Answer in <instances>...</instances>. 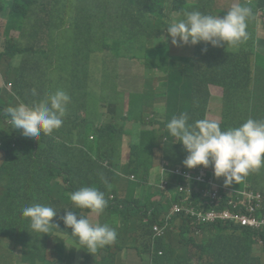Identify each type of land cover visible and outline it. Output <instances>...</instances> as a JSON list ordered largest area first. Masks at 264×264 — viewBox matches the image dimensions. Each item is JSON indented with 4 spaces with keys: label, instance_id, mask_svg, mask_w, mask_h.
<instances>
[{
    "label": "trees",
    "instance_id": "16d2710c",
    "mask_svg": "<svg viewBox=\"0 0 264 264\" xmlns=\"http://www.w3.org/2000/svg\"><path fill=\"white\" fill-rule=\"evenodd\" d=\"M5 1L0 0V15L7 18L14 16L17 23L21 20L20 14L26 17L32 15L30 38L25 45L9 46L0 52V68L5 55L11 60L21 55L16 76H13L12 62L3 73L5 82L13 81L14 92L9 93L0 87V95L5 93V97L0 96V150L5 152L0 163V211L9 209L11 224L15 221L13 230L21 254V261L15 264H64L67 246L56 237V233L62 230L71 233L72 230L64 224L61 219L64 214L56 209V205L67 202L68 194L54 189L51 181L55 174L72 171L78 174L82 183L95 184L108 165L116 163V154L110 151V145L125 126L127 115L120 104L123 95L113 103L102 98L97 116H89L85 111L87 104L82 100L86 98L70 90L66 91L71 100L61 128L51 135L41 133L39 137L32 138L25 137L21 129L14 130L10 115L5 114L6 109L21 102L32 104L43 99L52 92L51 85L62 86L59 80L66 68L69 69V79L85 75L92 69L94 54L105 50L106 40H114L118 49L123 47L135 55L139 52L146 58L150 71L157 69L163 73L158 87L153 89L148 82L147 88L136 93L135 97L139 104L148 107L142 119L160 122L170 139L174 137L166 124L173 116L187 113L189 124L207 118L212 97L210 86L223 89L222 117L219 121L222 129L240 123L249 115L264 117V38L257 35L256 21L257 14L264 13V0H239V4L247 3L253 13L247 26V32L250 29L252 35L244 43L214 47L200 42L184 48L172 47L166 42L165 29L167 31L171 24L169 20L158 18V11L178 20L184 18L185 12L193 10L215 15L216 0ZM108 4L112 5L109 11ZM10 26H13L12 21ZM43 38L47 41L38 43ZM157 79L155 76L152 80ZM33 88L36 89L35 96ZM78 96L82 102L79 109L73 108L74 99L78 101ZM85 118H92L93 121L85 123ZM91 135L96 138L97 148L105 150L102 154L100 151L94 155L85 153ZM55 138H59L64 145L79 142V153L70 151L69 147L61 149L59 143L54 142ZM175 148L181 153V160L186 158L188 153L181 142L176 140ZM205 170L210 186L218 187L221 193L230 190L236 193L238 185L235 182L225 186L224 178H216L211 166ZM38 180L47 183L44 185L47 198H44L43 192L33 200L23 196V188ZM188 182L187 176L183 175L180 183ZM241 182L242 179L237 183ZM193 194L195 199L203 198L207 202L206 207L215 205L210 204L209 195ZM148 195L145 193L143 198ZM20 200L25 201L18 202ZM142 201L132 197L127 229L140 237L146 236L147 243L128 244L125 239H120L115 251L105 253L102 264L109 260L113 264L116 261L117 264H125L121 261V253L126 249L139 247L140 254L135 256L140 259L157 250V239L153 237L156 230L151 224L164 222V210L168 211L171 202L148 201L144 204ZM226 202L227 198L224 199ZM35 203L57 211L53 222L58 227L52 225V233L48 236L33 235L30 219L22 215L25 204L30 206ZM190 208L198 210L195 203H191ZM190 218L191 215H187L181 218L179 224L174 221L169 229L165 228L166 237L171 239L161 244L163 254L160 264H264V232L258 234L247 227L221 222L190 226ZM3 220L0 215V225H3ZM113 225L119 231L125 228L119 217ZM173 240L187 251V256L179 255ZM76 243L79 244L78 240ZM1 248L9 250L7 238L0 230ZM83 259L80 264H91L87 257ZM156 261L159 262V258Z\"/></svg>",
    "mask_w": 264,
    "mask_h": 264
},
{
    "label": "clouds",
    "instance_id": "9594fccd",
    "mask_svg": "<svg viewBox=\"0 0 264 264\" xmlns=\"http://www.w3.org/2000/svg\"><path fill=\"white\" fill-rule=\"evenodd\" d=\"M110 9H112V5L108 4L107 11ZM258 14L256 17H258ZM252 15V8L247 3L233 4L223 17L205 14L198 10L187 11L183 19L172 23L167 28V33L171 37V43L176 46L195 45L200 42L210 43L214 47L223 45L237 46L247 41L252 35L250 29L247 32L248 20ZM261 17L264 20L263 12ZM256 21L257 35L260 38H264L259 35V19ZM106 42L107 46L103 52L105 53L107 49L111 48L113 56L116 59H120L121 57H143L139 52H136L135 55V53L123 47L118 49L114 40H106ZM91 70L87 71L85 75H77L69 79L67 77L69 69L66 68L62 74L63 78L59 81L62 86L67 87L71 91L78 92L79 88L84 90ZM102 74L103 78L100 82L102 98L108 103H113L124 94L118 86V67L110 66L106 58H104ZM113 74L116 76H111ZM9 86L12 85L10 84ZM66 91L65 89H56L47 93L43 99L32 104L21 102L16 106L7 108L5 114L7 116L10 115V122L14 130L21 129L25 137L37 138L41 133L51 135L55 130L60 129L64 122L63 117L66 114L67 105L71 100L70 95ZM140 92L142 91L132 90L129 93ZM32 94L34 96L37 94L35 88L32 89ZM132 99H135L139 104L135 94ZM145 122L150 123L149 118H146ZM166 128L170 135L174 137L171 140L173 142L176 140L181 142L188 154L180 162L181 167L179 168L178 179L167 184H161L160 191L156 193V195H160V198L151 200V196L155 194L152 192L147 201H142L144 204L148 201L166 204L169 200L171 204L167 211L168 214L177 216L179 219L186 217L184 213L173 212L176 204L183 205L186 203L185 198L187 195L179 190V186H187V184L193 182L191 172H197L199 169L204 170L211 166L216 178H224L225 186L231 185L234 182L237 183L242 179V182L239 184L240 189H237L235 194L232 192L234 194L232 197L251 198L256 207L255 215L259 219H264V117L249 115L240 123L224 130L221 128L219 121L207 118L189 124L187 113H182L179 116H173L167 122ZM162 134L165 135L163 127ZM151 147L152 144L147 142L144 149H150ZM110 151L112 150L110 149ZM108 167L101 174L103 180H108L109 174L112 172L111 168ZM183 175H186L189 179L187 184L180 183ZM249 181H251V184H249ZM51 185L54 189L63 190L68 194V201L60 206L55 204L57 206L55 207L64 214L61 219L68 228H71V235L75 242L78 240L79 248H84L93 253L88 255V253L80 249L78 263L83 262V258H86L88 255V262L99 264L96 258H100V256L94 253L99 248L112 243L117 246L120 241V239H117V236L121 231L115 225L110 226L108 223L101 224L97 220L99 217H107L109 214L107 210H111L116 202H118L117 211L114 214L121 220L127 219L132 207L130 193L124 195L115 188H110L103 184H88L89 186H84L86 184L82 183L76 173L72 171L55 174ZM208 186L209 188H213L209 183ZM228 192L221 193L219 189V193L224 194L223 197L224 199L227 198V200L232 198L228 195ZM193 193L197 194L195 191ZM114 194H117V197ZM190 199L203 201L205 206L207 204L203 198L195 199L192 196ZM196 201H194L195 204L201 205V202ZM142 202H140V206ZM210 204L214 203L210 201ZM221 207H223L222 204L220 205ZM208 208L206 207V209ZM186 211L195 215L192 209H187ZM22 215L30 219V228L33 235L48 236L52 233L50 230L52 225L58 227L53 222V217L57 215V211L53 207L35 203L24 207ZM173 222L174 220L168 221V228L172 226ZM251 230L256 233L258 232V234L264 232V223L259 227H253ZM66 233L64 230L56 233V237H59L65 245L66 241L63 235H66ZM109 250L111 249H104L105 253ZM73 254L75 253L70 252L67 247L66 255L69 259L73 258ZM75 262L76 260L73 258V264Z\"/></svg>",
    "mask_w": 264,
    "mask_h": 264
},
{
    "label": "rangeland",
    "instance_id": "374dc122",
    "mask_svg": "<svg viewBox=\"0 0 264 264\" xmlns=\"http://www.w3.org/2000/svg\"><path fill=\"white\" fill-rule=\"evenodd\" d=\"M9 0H6L5 3H8ZM239 3L238 0H216V6H215V15L223 17L226 15L228 9L233 5ZM9 5V4H8ZM10 6V5H9ZM21 15V20L19 23H17L16 18L13 17H4L0 15V52L5 51L9 46L16 45L18 47L24 46L27 40L30 38V24L32 21V15L29 16H23ZM262 11L258 14L259 24H258V30L259 35L264 37V20L261 17ZM158 18L162 20H169L170 24L178 21V19L173 18V16H168L166 14H161L158 11ZM10 21H12L13 26H10ZM166 34V42L171 43V37L167 33L165 29L164 37ZM46 38H43L38 43H44L46 42ZM172 47H175L176 45H173L171 43ZM186 46H192V44L189 45H180L177 46L179 48H184ZM261 50H263V47L261 46ZM104 58H106L108 64L110 66H117L119 70V79H118V86L119 89L124 92L123 98L121 101L122 109L125 113L129 112L130 108V102L132 101L133 95L136 93H129L132 90H139L144 91L147 88V83L150 82V85L153 89L155 87H158L160 85V79L163 76L162 72H158L157 69L154 71H150L147 60L145 57H137V58H128V57H121L120 59H116L113 56V50L111 48L107 49L106 52L102 53H95L92 60H91V66L92 70L91 73L87 79L86 86L83 89H78L77 94L83 95L86 99L82 98V100H85V103L87 104L86 112L89 114V116H97V109L98 107L103 103L102 95H101V85L100 82L103 78L102 74V66L104 64ZM159 59V58H158ZM12 62L13 65V76H16L17 69L21 62V55L15 57L14 59H10L7 55L3 57L1 68H0V87L3 90H6L9 93L14 92V84L13 81L5 82L4 79V70L9 67V63ZM116 76V75H111ZM155 76L158 77L157 80H152ZM12 86H9V85ZM56 89H65L67 91H70L65 86L56 85L55 83L51 85L50 91H55ZM211 91V99H210V111L208 112L207 119L210 120H221V108H222V96H223V89L218 86H210ZM1 97H5V93H1ZM81 98L78 96V101H75L73 103V108L76 107L79 109L82 105V102L79 101ZM169 117V116H168ZM74 147L80 148L81 144L75 145ZM5 156V152L3 150H0V163L3 161ZM61 180V177H60ZM47 184L44 180H38L33 181L28 184L27 187L23 188L22 194L23 196H27V198L37 199V197L42 195V192L45 194L44 198L46 197V191L44 189V185ZM238 185L237 189H240V185ZM249 184H251V181H249ZM17 187L19 184L16 185ZM152 190H154L152 188ZM142 194V188H139L136 192V197L139 198ZM117 197V194H114ZM41 199V200H44ZM25 200H20L18 202H22ZM117 204L116 202L114 206H112L111 210H107V217H99L97 222L98 223H108L110 226H113L117 216L114 214L117 211ZM26 206V204L23 206V208ZM22 212V211H21ZM165 212V220L163 223H152L151 227L152 229H155V235H153L154 239H157V250L155 253H150L145 256L144 259H140L139 257L135 256L134 254H140V248L137 247L134 250L126 249L121 253V261H123L125 264H160L161 258H162V247L161 244L163 242L170 241L171 238L166 237L165 228H168L167 222L170 220H174L177 224L181 222L182 219H179L177 216L169 215L166 210ZM0 215L3 216V225H0V230L4 233L5 237L7 238V244L9 247V250H5L4 248L0 249V264H15L17 261H21V254L19 249L16 246L17 239L14 234V226L15 221L11 224V218L12 214L11 211L7 208H3V210L0 211ZM95 222V223H97ZM125 224V228L118 233L117 239H123L126 240L128 244L132 243H147V237H140L135 232H131L127 229V219L123 220ZM146 224V223H145ZM188 224L190 226H196V223L193 219L188 220ZM11 225V226H10ZM169 229V228H168ZM66 241V245L69 248L70 252H73L75 254L72 255V257L76 260L74 264H80L78 263V253L79 250L82 249L84 252L89 254H93L89 251H87L84 248H79L78 244L75 242L73 236L70 232H67L66 235H63ZM172 244L177 249L179 255L181 257L187 256V251L185 249H182L179 247L178 243L173 240ZM104 249H111V251L116 250V246L114 243L107 245L103 248H99L94 254H98L100 258H96L101 264L102 261L105 259V251ZM107 253V252H106ZM87 255V258H88ZM73 258L69 259L67 255L64 256L63 261L64 264H73ZM159 258V262L156 260ZM104 264H113L112 260H109L105 262Z\"/></svg>",
    "mask_w": 264,
    "mask_h": 264
},
{
    "label": "crops",
    "instance_id": "0c3cea01",
    "mask_svg": "<svg viewBox=\"0 0 264 264\" xmlns=\"http://www.w3.org/2000/svg\"><path fill=\"white\" fill-rule=\"evenodd\" d=\"M147 109L146 105H140L135 99H132L129 112L126 113L127 122L121 133L110 145V149L116 154V163L109 165L112 171L109 174V179L103 180L100 175L95 183L115 188L124 195L130 193L131 197L139 201H147L152 192L155 194L151 196V200L160 198V195H156L160 191V185L177 180L179 168L181 167V153L176 150L175 142L168 138L166 134H162L160 122L147 123L142 119ZM119 110L117 111L119 112ZM92 121V118L83 120L85 123H91ZM93 136L91 135L89 138L91 142L85 147V153L94 155L97 151H100L102 154L104 150L97 148L96 138H92ZM54 142L59 143L63 150L69 147L70 151L79 153L78 148L74 147L79 142L64 145L60 143L59 138H55ZM147 142L152 144L150 149H144ZM203 172L205 182L209 183L207 171L204 169ZM198 174L199 171L191 172L195 192L203 187L202 182L196 177ZM76 175L78 177L77 173ZM139 188H142V194L137 198L136 192ZM145 193L149 195L144 199Z\"/></svg>",
    "mask_w": 264,
    "mask_h": 264
},
{
    "label": "built area",
    "instance_id": "2783aa9c",
    "mask_svg": "<svg viewBox=\"0 0 264 264\" xmlns=\"http://www.w3.org/2000/svg\"><path fill=\"white\" fill-rule=\"evenodd\" d=\"M198 171L199 174L196 177L202 182L203 187L197 191V194H203L204 196L209 195L211 202L214 203L215 206L206 209L203 201H196L193 199L196 202H201V205L196 204L198 210H193L195 215L186 211L187 209H191V203H195L192 199H190L192 198V193L194 191V184L191 182L187 184V186H179V190L183 191L187 195L185 198L186 203L183 205L176 204L173 212L184 213L185 216L191 215L190 219H193L196 225L224 222L229 225H239L253 229V227H259L264 223V219H259L255 215L256 207L251 198H241L239 196L233 198L232 196L234 194L232 191H229L228 195L232 198L224 203V194H220L219 189L214 186L213 188H209L208 183L205 182L206 179L203 169H199ZM221 204L223 207L220 208Z\"/></svg>",
    "mask_w": 264,
    "mask_h": 264
}]
</instances>
